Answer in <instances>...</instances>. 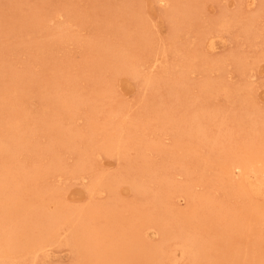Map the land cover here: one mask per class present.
Returning a JSON list of instances; mask_svg holds the SVG:
<instances>
[{
    "label": "rangeland",
    "instance_id": "rangeland-1",
    "mask_svg": "<svg viewBox=\"0 0 264 264\" xmlns=\"http://www.w3.org/2000/svg\"><path fill=\"white\" fill-rule=\"evenodd\" d=\"M0 264H264V0H0Z\"/></svg>",
    "mask_w": 264,
    "mask_h": 264
},
{
    "label": "bare ground",
    "instance_id": "bare-ground-1",
    "mask_svg": "<svg viewBox=\"0 0 264 264\" xmlns=\"http://www.w3.org/2000/svg\"><path fill=\"white\" fill-rule=\"evenodd\" d=\"M212 45H213V44H212ZM211 47H212V46L210 45L209 48H211ZM212 48H213V47H212ZM195 132H196V131H195ZM197 132H198V131H197ZM253 150H254V149H253ZM251 153H252V152H251ZM251 153H250V154H251ZM260 153H261V152H260ZM262 153H263V152H262ZM262 153H261V154H262ZM262 168H263V167H262ZM255 187H256V185H255ZM257 187H258V186H257ZM258 188H259V187H258ZM258 190H259V189H258ZM258 192H259V191H258ZM52 217H53V220H50V221H56V220L54 219V216H52ZM55 217H57V216H55ZM162 230H163V229H162ZM164 230H165V229H164ZM191 242H192V241H191ZM195 242H196V241H195ZM195 242H194V243H195ZM191 244H192V243H191ZM195 244H196V243H195ZM192 245H193V244H192ZM190 247H192V246H190ZM199 248H200V247H199ZM95 249H96V248H95ZM191 250H192V249H191ZM191 252H192V251H191ZM201 252H202L201 249L193 248V253H192V254H194V256L198 257L199 255L202 254ZM143 253H144V252H143ZM152 254H153V253H152ZM203 254H204V253H203ZM140 255H141V254H140ZM140 255H139V256H140ZM155 255H156V254H155ZM135 256L137 257L138 254L135 253ZM139 256H138V257H139ZM96 257H97V256H96ZM192 257H193V255H192ZM201 257H202V256H201ZM134 258H135V257H134ZM142 258H143V257H142ZM142 258H141V259H142ZM190 258H191V257H190ZM198 258H199V257H198ZM198 258H195V259H198ZM141 259H140V260H141ZM152 259L154 260V258H152ZM199 260H200V259H199ZM196 261H197V260H196ZM196 261H194V262L196 263ZM154 262H155V261H154Z\"/></svg>",
    "mask_w": 264,
    "mask_h": 264
}]
</instances>
